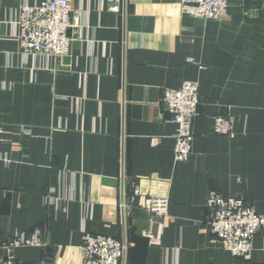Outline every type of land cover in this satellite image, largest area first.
I'll return each instance as SVG.
<instances>
[{"label":"crops","instance_id":"1","mask_svg":"<svg viewBox=\"0 0 264 264\" xmlns=\"http://www.w3.org/2000/svg\"><path fill=\"white\" fill-rule=\"evenodd\" d=\"M43 1L0 0V231L39 229L43 242L16 249V264H83L84 233L124 241L122 264H264V229L245 262L205 209L216 192L264 216V0H228L207 22L178 0H119V13L71 0L78 27L62 59L19 52V7ZM183 81L199 107L191 157L176 163L162 96ZM217 116L229 134L213 133ZM147 198H167L166 215L144 210Z\"/></svg>","mask_w":264,"mask_h":264},{"label":"built area","instance_id":"2","mask_svg":"<svg viewBox=\"0 0 264 264\" xmlns=\"http://www.w3.org/2000/svg\"><path fill=\"white\" fill-rule=\"evenodd\" d=\"M183 15L202 22L220 21L226 15L228 0H178ZM109 10L120 12L119 0H107ZM16 41L22 55L62 59L69 55L72 38L69 30L78 27V12L71 0H45L38 5L25 3L19 7L16 21ZM162 103L171 121L176 125L173 160L185 163L191 157L193 140L192 123L198 115V85L183 81L177 89H166ZM231 119L224 116L214 118L212 131L215 135H227L231 130ZM140 196L132 189L130 200L124 204V213ZM167 198H147L144 210L155 217L165 216ZM209 229L222 249L234 258L249 262L253 254V238L264 229V216L235 196L225 197L216 192L207 195ZM148 238L151 240L152 236ZM43 246L41 232L35 229L27 237L2 236L0 231V264H16L15 251L23 247ZM83 264H122L126 255V244L119 239L84 233L82 236Z\"/></svg>","mask_w":264,"mask_h":264}]
</instances>
